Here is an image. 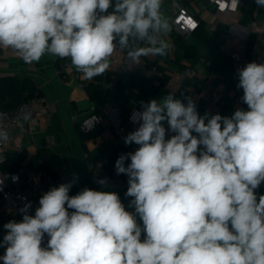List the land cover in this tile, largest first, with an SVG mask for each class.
<instances>
[{"label":"clouds","instance_id":"1","mask_svg":"<svg viewBox=\"0 0 264 264\" xmlns=\"http://www.w3.org/2000/svg\"><path fill=\"white\" fill-rule=\"evenodd\" d=\"M162 3L0 0V49L26 64L45 54L68 58L91 80L109 70L118 48L133 66L168 54ZM236 75L247 109L230 116L201 115L190 96L171 92L133 111L138 127L124 143L138 147L114 165L128 178L127 208L115 191L70 195L76 174L44 192L34 214L21 197L22 219L3 225V264H264V63L249 62ZM9 140L0 127V144ZM96 182L109 187L106 178Z\"/></svg>","mask_w":264,"mask_h":264},{"label":"crops","instance_id":"2","mask_svg":"<svg viewBox=\"0 0 264 264\" xmlns=\"http://www.w3.org/2000/svg\"><path fill=\"white\" fill-rule=\"evenodd\" d=\"M186 4L199 22H203L210 42L204 43L192 33L186 36L180 34L186 42L195 46L199 54L197 58L187 57L175 44L170 32L162 37L169 44L167 55L141 57V64L156 66L154 73L143 75L150 77L157 85L162 81L152 99H160L170 92L181 100L190 96L196 102L201 115L207 111L230 116L237 108L247 109V105L240 99L243 95L242 89L236 88L238 78L231 64L230 54L238 50L246 54L251 51L257 54L261 52L262 42L252 27L259 26L264 29V7H257L255 0H241L238 13L234 15L231 23L227 24L212 16L213 7L206 0H187ZM161 11L169 19L173 10L168 0H163ZM219 23L226 24L228 30L223 38L219 36L222 38L220 43L215 44L214 33ZM250 41L251 47L248 50ZM66 60L69 66L66 69V79L62 80L58 67ZM109 62L110 68L103 75L86 80L68 58L60 59L45 54L39 62L26 64L12 50L0 49V78L7 75L32 78L38 87L39 95L43 96L47 103L46 114L39 118V130L26 121L17 128L21 146L15 151L22 152L23 155L20 167L28 170L45 168L62 173L65 175V182L72 180L73 174H76L78 179L70 195H75L84 187L115 191L127 208L131 198H126L124 194L128 186L109 183V187L104 188L93 183L90 174L97 169L115 168L111 155L119 146H123L126 153L138 147L135 144L125 145L124 141L117 140L114 128L126 123V116L134 106H140L141 102L150 100H142L135 88L127 89L124 99L121 96L114 99L105 95L100 100L93 99L88 92L91 85L99 81L102 89L107 88L120 74L128 70L124 64ZM122 104H126L128 110L122 109ZM93 111L101 114L103 119L90 131L83 132L80 127L81 119ZM131 131L133 130L127 128L125 136ZM4 147L5 150L0 152V156H4L6 148L13 150L10 140ZM104 164H108V168H103ZM16 170L3 171L14 173V177H18L14 182L21 183L22 178ZM53 186L58 184H50L35 192L29 199L32 202L31 214L39 207L40 196ZM21 219V214L0 216V240L6 234L3 225L10 220ZM4 253L5 248H0V256ZM0 264H3L2 260Z\"/></svg>","mask_w":264,"mask_h":264},{"label":"built area","instance_id":"3","mask_svg":"<svg viewBox=\"0 0 264 264\" xmlns=\"http://www.w3.org/2000/svg\"><path fill=\"white\" fill-rule=\"evenodd\" d=\"M187 0H168L170 8L173 10L170 14L171 29L178 34H190L199 25L198 18L188 9ZM207 3L213 7L212 16L218 17L220 21L227 24L231 23L234 15L238 13L241 0H206ZM252 30L258 33V37L262 42V49L260 53L251 51L246 54L242 50L234 51L230 54V61L234 69L242 68L247 63L256 61L258 63H264V29L259 26H253ZM112 64H124L128 70L140 73H154L156 71L155 65H135L133 66L131 61L127 58V50H120L119 48L113 54L110 59ZM69 66V62L66 60L58 67V74L62 80L66 79V69ZM140 106H134L126 116V123L119 124L114 128V135L117 140L124 141L126 129L135 130L138 124H134L130 117L133 111H141ZM31 113L29 122L34 125V128L39 130V118L46 114L47 103L43 96L35 94L29 96L27 99L21 101L12 109L0 110V127L5 128L10 135V142L14 150H19L21 141L17 137V128L25 120L18 119L22 117L23 113ZM102 115L97 112H91L81 119L80 127L83 132H88L94 126L102 121ZM5 150L4 144H0V152ZM7 150V148H6ZM22 181L21 183L14 182V173L3 171L0 168V178H4L3 185H0V216L6 214L17 215L20 214L19 209L26 202L21 197H26L29 200L33 194L37 191L43 190L50 184H60L66 181L65 175L62 173H55L45 168H38L36 170H28L24 167H19L16 170ZM100 178H106L109 183L117 186H128L127 182L117 175L115 168L113 169H97L90 174V180L98 184L96 181ZM259 192H264V184L259 188Z\"/></svg>","mask_w":264,"mask_h":264},{"label":"trees","instance_id":"4","mask_svg":"<svg viewBox=\"0 0 264 264\" xmlns=\"http://www.w3.org/2000/svg\"><path fill=\"white\" fill-rule=\"evenodd\" d=\"M228 26L226 24L219 23L215 31V39L213 43L219 44L223 38V35L227 33ZM171 34L175 44L183 51L187 57L197 58L199 54L193 44L185 41V38L171 29ZM192 35L204 43H208L209 35L206 32L203 22L200 21L198 27L192 32ZM221 36L222 38H220ZM219 37V39H217ZM251 47V41L248 46V50ZM162 83V81H161ZM160 83V84H161ZM159 85L155 84L153 80L145 75H139L130 70H126L119 75L117 80L111 84V86L102 89L100 82H96L88 88V92L93 99L100 100L104 95L107 97L117 98L121 96L124 99V94L127 89L135 88L138 90L140 98L148 101L152 99V96L157 92ZM39 94L38 87L35 81L30 77H19L16 75H7L0 78V110H9L16 106L21 101L27 99L29 96ZM122 109H127L126 104H122ZM126 153L123 146H119L116 151L111 155L114 163L117 158ZM6 160L3 164H0V168L3 170L15 171L20 167L23 159L22 152L13 150H6L4 156ZM130 161H126L128 163ZM112 167V166H111ZM103 168H108V164H104ZM125 182H127V176L121 174ZM264 194V192H259Z\"/></svg>","mask_w":264,"mask_h":264},{"label":"water","instance_id":"5","mask_svg":"<svg viewBox=\"0 0 264 264\" xmlns=\"http://www.w3.org/2000/svg\"><path fill=\"white\" fill-rule=\"evenodd\" d=\"M184 36H186L187 34L183 33ZM246 53V52H245Z\"/></svg>","mask_w":264,"mask_h":264}]
</instances>
